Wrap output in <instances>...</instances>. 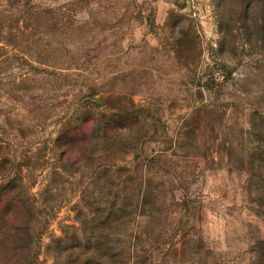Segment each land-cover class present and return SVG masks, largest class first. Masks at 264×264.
Segmentation results:
<instances>
[{"label": "rangeland", "instance_id": "1", "mask_svg": "<svg viewBox=\"0 0 264 264\" xmlns=\"http://www.w3.org/2000/svg\"><path fill=\"white\" fill-rule=\"evenodd\" d=\"M263 183L264 0H0V216L22 185L39 264H264Z\"/></svg>", "mask_w": 264, "mask_h": 264}, {"label": "trees", "instance_id": "2", "mask_svg": "<svg viewBox=\"0 0 264 264\" xmlns=\"http://www.w3.org/2000/svg\"><path fill=\"white\" fill-rule=\"evenodd\" d=\"M107 117L105 122L103 123V127L106 130V127H110V125L107 124ZM101 125V119H100ZM130 123L127 125H114L111 128L110 132L113 135L114 139L115 137H119L120 134H122L126 130L133 129V126L136 124ZM80 130L77 131L79 133ZM81 134L84 135L85 131H81ZM99 134V132H98ZM101 137L97 136L95 139H97L98 144L101 142ZM112 138V137H111ZM140 140V139H139ZM85 139H81L78 141V143L84 142ZM264 184V183H263ZM22 185H15L6 187L3 192L5 193V196H14V199H12V202H15V206H13V209L11 207L7 211V213H3L0 216V243L1 244H9V239L11 238V250H8V247H4V250L0 253V264H39L38 254L32 250V246L34 244V241H36L35 237L32 236V224H33V216L31 213L34 212V206L31 205L30 201L29 203L22 200L20 197L22 195ZM264 189V185L262 186ZM19 204L22 206L20 207ZM11 206V204H9ZM8 206V205H7ZM9 207V206H8ZM24 211V212H23ZM9 214L13 216H21L22 214H25V219L27 223H25V226L23 228L17 227V228H11V231L13 232L12 235L6 233L7 231L3 232V227H5L8 224V216ZM24 238H23V237ZM260 248L262 249V254L264 253V241H261L259 243ZM96 250H101V247L99 245L96 247ZM264 256V255H263Z\"/></svg>", "mask_w": 264, "mask_h": 264}]
</instances>
